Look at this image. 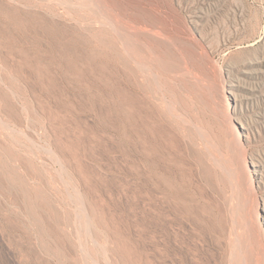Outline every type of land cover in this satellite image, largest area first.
Segmentation results:
<instances>
[{
	"label": "rangeland",
	"instance_id": "rangeland-1",
	"mask_svg": "<svg viewBox=\"0 0 264 264\" xmlns=\"http://www.w3.org/2000/svg\"><path fill=\"white\" fill-rule=\"evenodd\" d=\"M0 264H264V0H0Z\"/></svg>",
	"mask_w": 264,
	"mask_h": 264
},
{
	"label": "bare ground",
	"instance_id": "bare-ground-1",
	"mask_svg": "<svg viewBox=\"0 0 264 264\" xmlns=\"http://www.w3.org/2000/svg\"><path fill=\"white\" fill-rule=\"evenodd\" d=\"M94 1V0H93ZM98 3V2H97ZM103 9V8H102ZM99 11H100V9H99ZM105 12V11H104ZM102 14V13H101ZM110 26V25H109ZM116 33V32H115ZM253 173L255 174V175H257V178L260 180V179H262V175H261V172H260V170H257V169H255L254 171H253ZM247 174V173H246Z\"/></svg>",
	"mask_w": 264,
	"mask_h": 264
}]
</instances>
